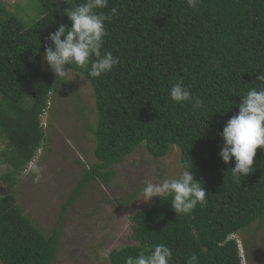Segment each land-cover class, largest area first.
I'll return each instance as SVG.
<instances>
[{
	"label": "trees",
	"instance_id": "obj_1",
	"mask_svg": "<svg viewBox=\"0 0 264 264\" xmlns=\"http://www.w3.org/2000/svg\"><path fill=\"white\" fill-rule=\"evenodd\" d=\"M39 19L28 28L14 18L0 23V137L11 169L1 176L12 188L45 141L41 115L47 108L55 76L45 71L42 55L49 33L61 23L71 26L64 9L82 0H37ZM103 50L119 64L98 78L76 65H66L90 84L95 101L93 137L96 163L84 170L62 206L71 207L90 182L107 184L109 167L144 145L153 159L164 158L171 146L180 152L182 170L201 183L207 203L190 214L177 215L171 196L157 198L130 217L134 245L113 249L110 264L164 243L170 264H186L195 254L199 264H241L236 240L264 217V150L257 149L253 171L235 182L219 156L222 132L238 114L240 97L264 87V0H200L196 9L185 0H108ZM63 39V37H62ZM54 47V46H53ZM183 80L203 105L176 103L170 86ZM31 103L23 107L25 95ZM182 165L186 167H182ZM60 228L49 235L39 230L17 205L12 193L0 196V264H53Z\"/></svg>",
	"mask_w": 264,
	"mask_h": 264
},
{
	"label": "rangeland",
	"instance_id": "obj_2",
	"mask_svg": "<svg viewBox=\"0 0 264 264\" xmlns=\"http://www.w3.org/2000/svg\"><path fill=\"white\" fill-rule=\"evenodd\" d=\"M39 17L37 0H0V23L14 18L28 28ZM43 57V69L52 72ZM54 76L57 91L49 96L40 117L46 125L45 141L32 160L41 167L43 178L40 183L33 182L29 163L12 188L0 178V196L12 193L23 214L45 235L60 228L53 264H110V251L135 244L130 217L136 211L148 209L159 198L143 200L144 180L159 183L181 173L180 152L171 146L164 158L153 159L144 145L138 146L131 155L109 167L112 175L107 184L99 180L87 184L58 224L70 192L84 170L96 163V109L92 88L82 75L70 71L68 80ZM30 103L27 94L22 105L27 107ZM5 141L1 136L0 177L11 169L3 157ZM230 238L237 242L241 264H264V217Z\"/></svg>",
	"mask_w": 264,
	"mask_h": 264
},
{
	"label": "clouds",
	"instance_id": "obj_3",
	"mask_svg": "<svg viewBox=\"0 0 264 264\" xmlns=\"http://www.w3.org/2000/svg\"><path fill=\"white\" fill-rule=\"evenodd\" d=\"M185 2L189 8L196 9L200 0ZM106 8L108 0H82L72 8L64 9V15L71 21V26L61 23L54 32L49 33L46 41H51V44L45 45L43 57L58 80H68L71 70L66 65L86 69L89 77L98 78L119 64V57L103 50L107 35L105 22L111 23L114 17L119 16L115 7L107 14L97 11ZM256 80L264 84V73H260ZM169 95L176 103L192 104L195 110L203 105V101L190 91V86H185L183 80H177L170 86ZM238 108V114L232 116L222 132L218 133L223 139L219 152L222 161L227 164L234 158L235 166L231 168V175L235 182L253 171L257 149L264 150V87L249 89L240 97ZM28 169L34 174L33 182L40 183L43 178L41 167L33 161ZM141 191L144 201L170 195L171 207L177 215L190 214L197 204L203 206L207 203V194L201 183L194 179L190 169L159 183L145 179ZM172 255L171 249L161 243L139 252L135 257L128 256L125 264H170ZM186 264H199L198 257L191 255Z\"/></svg>",
	"mask_w": 264,
	"mask_h": 264
},
{
	"label": "built area",
	"instance_id": "obj_4",
	"mask_svg": "<svg viewBox=\"0 0 264 264\" xmlns=\"http://www.w3.org/2000/svg\"><path fill=\"white\" fill-rule=\"evenodd\" d=\"M41 126H42V128L46 127V125L44 123H42V122H41Z\"/></svg>",
	"mask_w": 264,
	"mask_h": 264
}]
</instances>
